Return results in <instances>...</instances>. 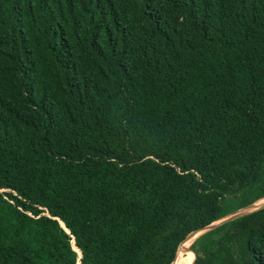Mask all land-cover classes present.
<instances>
[{
    "label": "trees",
    "instance_id": "trees-1",
    "mask_svg": "<svg viewBox=\"0 0 264 264\" xmlns=\"http://www.w3.org/2000/svg\"><path fill=\"white\" fill-rule=\"evenodd\" d=\"M263 198L264 0H0V264H172ZM194 250L264 264V207Z\"/></svg>",
    "mask_w": 264,
    "mask_h": 264
},
{
    "label": "water",
    "instance_id": "water-1",
    "mask_svg": "<svg viewBox=\"0 0 264 264\" xmlns=\"http://www.w3.org/2000/svg\"><path fill=\"white\" fill-rule=\"evenodd\" d=\"M262 207H264V203L259 204V205H256L254 203L249 204V205H247V206H245L243 208H240V209H238V210H236V211H234V212H232V213L224 216L223 218H221L219 220H216V221L210 223L209 225L204 226L203 228H201V229H199L197 231H194L193 233H198V235H197V237H198L201 234H203L205 232H208V231H210V230L218 227L221 224H224L226 222L235 220V219H237L239 217H242L244 215L250 214V213H252V212H254V211H256V210H258V209H260ZM194 240L192 241V252H193V261H192V264L194 263V260L196 258V254H195V250H194Z\"/></svg>",
    "mask_w": 264,
    "mask_h": 264
},
{
    "label": "bare ground",
    "instance_id": "bare-ground-1",
    "mask_svg": "<svg viewBox=\"0 0 264 264\" xmlns=\"http://www.w3.org/2000/svg\"><path fill=\"white\" fill-rule=\"evenodd\" d=\"M194 234L195 233L190 234V236L186 240H184L182 242V244L178 247L179 252H181V253H178V255L176 256L175 260H177V261L175 262V264H189L187 261L184 260L185 258H190V260H191L190 264H192L193 257L191 255H186L184 257L181 255L185 251V249H187L186 247L190 242L189 240L193 238Z\"/></svg>",
    "mask_w": 264,
    "mask_h": 264
},
{
    "label": "rangeland",
    "instance_id": "rangeland-1",
    "mask_svg": "<svg viewBox=\"0 0 264 264\" xmlns=\"http://www.w3.org/2000/svg\"><path fill=\"white\" fill-rule=\"evenodd\" d=\"M262 203H264V198H263V199H260V200H258V201H256V202H254V204H256V205H259V204H262ZM197 235H198V233H195L194 236H193V238L189 240L190 242H189L188 245L191 246V249H192V241L197 237ZM189 236H190V235H189ZM189 236H188V237H189ZM188 237H187V238H188ZM187 238H186V239H187ZM186 239H185V240H186ZM188 245H187L186 248L189 247ZM186 251H187V249H185V251L182 253L181 256L184 257V256H186V255H189V254L186 253ZM178 253H181V252H179V248H178V251H177V255H178ZM176 261H177V260H174V262H173L172 264H175Z\"/></svg>",
    "mask_w": 264,
    "mask_h": 264
}]
</instances>
